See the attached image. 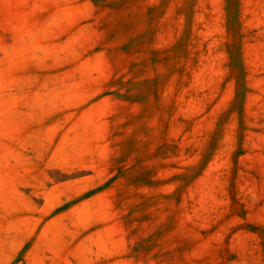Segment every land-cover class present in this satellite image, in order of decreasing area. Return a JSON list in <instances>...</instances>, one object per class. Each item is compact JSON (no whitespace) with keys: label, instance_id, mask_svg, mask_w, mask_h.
Returning a JSON list of instances; mask_svg holds the SVG:
<instances>
[{"label":"rangeland","instance_id":"1","mask_svg":"<svg viewBox=\"0 0 264 264\" xmlns=\"http://www.w3.org/2000/svg\"><path fill=\"white\" fill-rule=\"evenodd\" d=\"M0 264H264V0H0Z\"/></svg>","mask_w":264,"mask_h":264}]
</instances>
